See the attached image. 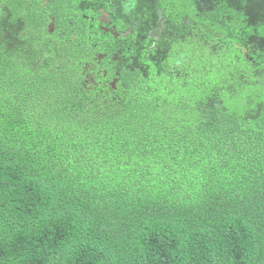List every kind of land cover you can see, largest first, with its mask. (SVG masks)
<instances>
[{
    "label": "trees",
    "instance_id": "16d2710c",
    "mask_svg": "<svg viewBox=\"0 0 264 264\" xmlns=\"http://www.w3.org/2000/svg\"><path fill=\"white\" fill-rule=\"evenodd\" d=\"M18 1L0 6V264H264V0H136L128 61L94 84L115 39L49 34Z\"/></svg>",
    "mask_w": 264,
    "mask_h": 264
},
{
    "label": "flooded vegetation",
    "instance_id": "af4514ba",
    "mask_svg": "<svg viewBox=\"0 0 264 264\" xmlns=\"http://www.w3.org/2000/svg\"><path fill=\"white\" fill-rule=\"evenodd\" d=\"M19 1H18V4H19L18 9H21V10L25 9L28 5V2H29V5L33 10L34 9H37L38 11L40 10L39 12H40L42 18L44 19V21H46V29H47L49 34H52L55 31V28L57 26L56 18H58L60 16L65 20V22H63L60 25L61 28H64V29L70 31L71 36H70L69 40L74 39L75 41H78L83 36H87L88 32L91 30V29H87L84 25L83 26H77L74 23V21H71L68 19L72 14V11L70 9V5L73 2L72 0H19ZM6 2H7V0H0V3L3 5H5ZM82 3L83 2H81V3L79 2L75 5L76 6L78 4L81 5ZM76 6H74V7H76ZM60 9H63V12H61ZM79 10H80V8H79ZM80 16L83 18V20L85 19L84 15H83V11H80ZM112 30L114 31V33L109 32L106 34L111 35L115 39L114 40L115 44L118 42H121V44H122L123 39L128 35H133V32H134L131 29L125 28V31H123V33H122V37L117 38L116 36L118 34L115 32L117 30H116L114 25L110 27V31H112ZM151 33H153V31ZM106 45L109 46L107 50H109V48H111V50L114 51L113 45H111V44H106ZM96 47L97 46L92 47V49H95ZM102 50H103L102 52H104V53H102L100 51H99L100 53L99 52L95 53L96 60H97L96 62L94 61L95 60V58H94V60H91L90 62H86L87 64L84 66V69L88 70L87 74L85 75V79L90 81V83L92 82L93 84H94V80H93L94 74L101 71V69H98L99 66H97V65H101L102 64L101 62H104V60H106L105 61L106 64L115 63L118 60H122V58L120 57L121 56L120 53H118V52L114 53L113 55H111L109 57V54L107 55V53H106V49L103 48ZM129 50L130 49H126V47H125V51L123 52V55H125V52H128ZM124 61L126 62V60H124ZM131 66H133V71L137 70V66H135L134 64L128 66V68H130ZM91 69H94V70L98 69V70L93 72V71H91ZM116 73H118V72H116ZM116 82H117V79L109 82V85L111 86V88H113V89L115 88Z\"/></svg>",
    "mask_w": 264,
    "mask_h": 264
},
{
    "label": "rangeland",
    "instance_id": "374dc122",
    "mask_svg": "<svg viewBox=\"0 0 264 264\" xmlns=\"http://www.w3.org/2000/svg\"><path fill=\"white\" fill-rule=\"evenodd\" d=\"M84 1L85 2L81 4L80 11H83V15L85 17L84 20L87 21V23H83V25L87 29H92V32L88 34V36H91L90 38L91 40L93 39V37L97 35L98 32L102 33L103 35L109 32L114 33L113 30L110 31V27L114 25L116 18L117 21L121 20L124 23V27L126 29H131L132 31L135 29L136 23H138L136 0H121V2L117 4L112 2V0H109L108 1L109 8L103 6L100 3L99 6L93 8L92 3H96L98 0H89L91 2H89L88 0H84ZM87 2H89V4H87ZM0 6L1 8L5 7V5L1 3ZM162 21H164V19H162L161 17L160 24H162ZM63 22H65V20L60 16V19L57 21V26L61 27L60 25ZM152 31L154 30H151L150 33ZM115 32L118 34L116 36L117 38L122 37V33H123L122 31L117 30ZM87 42L90 41L87 40ZM92 47H95V45L92 44ZM124 51H125V47L123 46V44H121V42H118L114 45V51L111 52L112 55L117 52L121 54L120 57L122 58V60H118L115 62L118 68L121 67L120 66L121 64L125 63L124 61L125 56L123 55ZM126 61H128L127 58ZM128 71L134 72L133 66L128 68Z\"/></svg>",
    "mask_w": 264,
    "mask_h": 264
}]
</instances>
